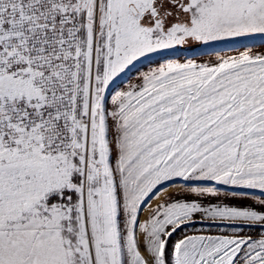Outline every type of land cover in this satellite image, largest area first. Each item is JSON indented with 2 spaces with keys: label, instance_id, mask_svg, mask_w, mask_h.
<instances>
[{
  "label": "snow or ice",
  "instance_id": "1",
  "mask_svg": "<svg viewBox=\"0 0 264 264\" xmlns=\"http://www.w3.org/2000/svg\"><path fill=\"white\" fill-rule=\"evenodd\" d=\"M0 264H264V0H0Z\"/></svg>",
  "mask_w": 264,
  "mask_h": 264
},
{
  "label": "rangeland",
  "instance_id": "2",
  "mask_svg": "<svg viewBox=\"0 0 264 264\" xmlns=\"http://www.w3.org/2000/svg\"><path fill=\"white\" fill-rule=\"evenodd\" d=\"M244 42L249 43V44H252V43L259 44L260 40L257 39L255 41H242L241 43H244ZM237 47H241V44L230 45L228 42H216V44H215V46L213 48H205V49H202L200 52L195 53V54L207 59L209 56H213L214 57L217 53H220V54L231 53ZM146 67H147V63L145 64L144 67L141 68V71L145 70ZM169 191H172V190L170 189ZM207 223L208 222H205L204 225H203L205 230H207ZM196 227H197V229H199V228L202 227V225L201 224H197ZM211 231L212 232H216L217 229L212 228Z\"/></svg>",
  "mask_w": 264,
  "mask_h": 264
}]
</instances>
